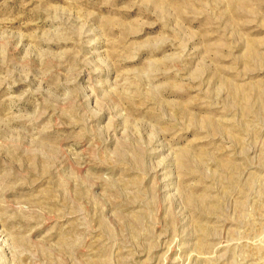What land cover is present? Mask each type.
<instances>
[{"label":"rangeland","instance_id":"rangeland-1","mask_svg":"<svg viewBox=\"0 0 264 264\" xmlns=\"http://www.w3.org/2000/svg\"><path fill=\"white\" fill-rule=\"evenodd\" d=\"M162 1L0 0V264H264V112L222 87L264 84V0Z\"/></svg>","mask_w":264,"mask_h":264},{"label":"bare ground","instance_id":"bare-ground-1","mask_svg":"<svg viewBox=\"0 0 264 264\" xmlns=\"http://www.w3.org/2000/svg\"><path fill=\"white\" fill-rule=\"evenodd\" d=\"M143 1L145 2V4L152 6L156 11H158L157 13H159L162 16H167L168 14L170 15V13H171V10H169V7L167 5L168 3L166 4L162 0H143ZM182 1L187 8H188V5H190V8H191V2H194L195 0L194 1L193 0H182ZM212 1L214 3L218 2V0H212ZM196 2H197V0H196ZM185 6L177 5V6L173 7L175 9L174 11H176L175 13L177 15L182 14ZM229 6H231L232 9L234 8L233 14L229 17L231 22H233L231 19H234L233 18L234 14H246V13H251V11H252L251 8L249 7V0H233V1H231V4H229ZM106 22L108 23V26H111L116 21L107 20ZM116 24H117V22H116ZM234 25H235V23H234ZM124 29H125V27H124ZM262 41H264V40H262ZM258 44H260V42H258V41L251 42V43H249V42L245 43L244 53L242 55L243 56L242 59L248 60V62L249 61L254 62V63H256V65L260 66V65H264V55L260 54L259 51H257V49H258L257 46L260 47V45H258ZM251 62H249V63H251ZM222 87L225 88V90L226 89L228 90V92L230 94V98L232 97V102L234 104H236L244 114H246V115L250 114L251 115L252 113H254L256 115V114H262L264 112V84L263 83L251 84L248 86L247 85L246 86H239V85H236L234 83L226 82V80L225 81L223 80ZM190 122L193 124L205 127L209 130L223 131V128L218 127V125L215 124L216 122L214 123L212 120H207V119L205 120L204 119L202 121H199L195 118H190ZM241 130H246L245 126H243L241 128ZM228 133L232 136L234 141H236L238 143H242V139H241L239 134H233L230 131ZM225 134H227V133H225ZM189 158H190V152L188 150H182L177 155V161L176 162L178 164V168L180 171H182V170L184 171V170L189 169V167H190L189 166L190 164L188 162V161H190ZM209 158L210 157H209L208 153H206V152L200 153V155L198 156V160L196 161V165H198V167H200L201 163L203 161L209 159ZM219 167L222 170V172H224L225 181L233 182L237 178V176L239 175V171H240L239 166L236 165L231 160L222 161L221 163H219ZM250 178H251V180L247 183L248 186H251L253 183V180H254L253 176H251ZM185 199H186L188 204L197 207L203 213H206V214H209L212 211H215L216 209H218L217 205L210 206L208 204V198L206 196L196 197L193 195H186ZM239 206H241V203L239 204ZM258 210L260 211L261 209H258ZM262 210H263V208H262ZM199 233H200L201 238L199 240L197 247L203 250V249H205V246H206L205 238L207 236L210 237L212 230L210 228H206V227L200 228Z\"/></svg>","mask_w":264,"mask_h":264}]
</instances>
